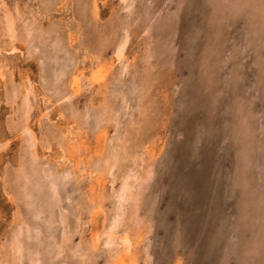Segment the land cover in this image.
Instances as JSON below:
<instances>
[{
    "label": "rangeland",
    "instance_id": "374dc122",
    "mask_svg": "<svg viewBox=\"0 0 264 264\" xmlns=\"http://www.w3.org/2000/svg\"><path fill=\"white\" fill-rule=\"evenodd\" d=\"M50 1L48 0L44 7L38 3V0H6L7 6L13 8L17 4L21 12L23 11L26 16L30 15V19L35 17L43 28L55 29L49 34V37L45 35L48 38L38 46L37 50L34 49L32 54L23 48L25 49L23 54L13 55L12 58L11 55L6 58H10L9 63H15V66L12 64L13 70L15 69V80L19 81V68L20 73L27 71L28 75H32L29 76L38 93L44 91L46 84L41 78L46 76L51 78V69L60 66L66 57V54L61 51L54 61L48 58L46 54L51 51V38L58 35L64 43V40L65 42L67 40L68 31H77L81 39H72L70 49L73 53L76 50L82 54L83 49L81 48L87 41H96L93 43L94 46L99 44L92 28L94 29L97 25L103 28L110 23L114 25L119 23V20L132 21L130 27V37H132L128 43L129 52L132 57L136 54L133 61L135 66L137 65V73L140 75L145 73L151 83L150 92L148 91L143 99L144 112L151 118V123L145 122V127L149 135L157 130L158 141L161 140L162 144V152L154 158L153 174L151 175L153 177H150L146 182L148 184H143L144 190L142 189L138 206L139 216L148 222L150 240L148 248L151 247L149 249L151 264H171L176 253H179V264H264V133H261L264 131V65H262L264 64V0H135L132 4L134 8L132 7L131 11L120 7L119 0H106L105 5L100 6L99 9L101 13L98 19L101 21L95 20L90 15L91 11L88 10L90 0H80L79 3L78 0H68L65 4H61V0ZM29 6L31 7L29 8ZM76 6L79 7L78 10L75 8ZM86 10L88 12H85ZM112 11H114L113 14ZM84 14L89 16L83 19ZM149 17H151L150 26L147 27V31H143V23L148 21ZM110 18L112 22L109 23L107 20ZM214 19L218 21H213ZM225 19L228 20L224 21ZM85 20L87 23L84 22ZM17 21L20 24V21ZM209 26L210 31L208 30ZM17 28L21 29V26L18 25ZM107 31L109 32L107 28L102 30L104 34H107ZM2 32L0 27V35H3ZM4 36H0V47L5 46L7 42L6 36ZM22 40L24 39L22 38ZM148 41L152 48L147 53L151 56L145 54L146 49L143 45ZM106 46L103 53L109 55L111 46ZM208 53L210 55L206 56ZM239 76L241 77L239 78ZM124 77L129 80V75ZM127 79L125 80L127 83L123 86L125 90L131 84ZM45 82H47L46 85H49L48 81ZM1 83L0 140L3 137H9V144L5 148L0 147V245L3 244V249H0V264H27L25 263L27 250L23 252L22 263L20 261L13 263L11 261L13 255L4 248L5 244H9L13 227L19 220L26 219L31 225L35 222L40 224V238L25 239V243L28 247H32V245L38 247L42 252H40L42 260H46L49 256L47 255L49 247L46 245L48 241L52 240L51 237L50 240L46 236V233L54 229L57 235L60 224L57 220L59 219L57 213H55L53 221L48 222L49 225L44 220V216L50 210L58 212L59 209L47 201L44 207L45 212L41 213L40 217H35L32 207L26 204L18 191L21 181H15L11 177L12 171L17 168V161L23 154V150L18 149L20 143L17 139L18 131L14 128L13 121H9V117H15L20 98L16 97L14 102L10 100L9 102L6 98L9 82ZM3 86H7L5 90ZM150 94L153 96L151 97ZM157 94H160L161 99ZM88 95L89 93L82 94L79 97V103ZM133 97L135 98V95L131 96L130 108L126 110L129 114L135 112ZM154 101L155 104H151ZM126 112L125 116L121 115L123 121L129 119V114ZM234 115L237 117L235 118ZM35 116L36 109L32 104L30 118L34 119ZM258 119L263 120V122L259 121L263 127L257 124L259 123ZM253 126L255 127L253 128ZM33 127L41 140L49 141L51 139L50 143L53 142L51 134L48 133L51 128L48 127L45 120L43 121V130L38 131L35 124ZM46 134L49 139L46 138ZM39 146H37L38 150H41ZM85 179L79 184L81 189L84 188V185L86 186L87 180ZM115 180L107 183V196L103 200V208H107V212L110 211L112 204L111 196L109 197L108 194L112 188L118 186L119 179ZM73 181V179H66L60 188L61 205L69 210L67 216L70 221L73 220L72 212H74V206L79 197V193L74 189ZM2 186L4 190H2ZM9 190L14 194L10 191V195H6ZM67 203L70 205L67 206ZM261 211L262 213H260ZM82 218H85L84 214H82ZM257 218L258 221L255 223ZM249 220L255 222L249 224ZM260 220L262 223L259 222ZM258 225L259 228L261 225L262 227L259 229ZM10 228L11 230H9ZM74 236L73 240L77 241L78 234ZM141 247L138 249L137 264L145 263L142 260ZM105 250L104 246L99 247L98 252L94 255V260L90 259L84 264H103ZM56 257L57 259L55 256L53 257L54 260L48 257L45 262L43 260L42 264H78L77 258L73 255L67 257L66 254H61Z\"/></svg>",
    "mask_w": 264,
    "mask_h": 264
},
{
    "label": "bare ground",
    "instance_id": "6f19581e",
    "mask_svg": "<svg viewBox=\"0 0 264 264\" xmlns=\"http://www.w3.org/2000/svg\"><path fill=\"white\" fill-rule=\"evenodd\" d=\"M66 1L68 0H61V4H65ZM79 1L80 0H78V3ZM119 1L121 4L119 3L120 5L119 4L118 5L120 7L122 6L123 9L125 8L126 10L131 11L132 7L134 8L132 4L134 3L135 0H119ZM38 3L46 7V3H48V0H38ZM88 3L90 4V8L88 9L91 11L90 15L95 20H97L101 13L100 12L101 10L99 11L100 6L105 5L106 0H90V2ZM207 3L209 4L210 1ZM30 7L31 6H29V8ZM51 7L53 6L51 5ZM47 8L49 9V7ZM75 8H77L78 10L79 7L76 6ZM0 10H1L0 27L3 31L2 32L3 35L6 36V41H7L5 46L0 47V82L2 83L9 82L8 92L6 96L8 101L10 100L14 102V98L16 97L17 99L18 97L20 98V103L18 104V108H16L17 111L15 110L16 118L9 117V121L11 122L13 121L12 123H14V128H16L17 129L16 131H18L17 139L20 142L18 149L23 150V154L21 159L17 161V168L12 171L11 177L15 181L17 180L21 181L19 182L18 185L19 188L18 191L26 201V204L32 207L33 215L35 217L36 216L40 217L41 213L45 212L46 209L44 207L46 206L47 201L50 202L55 208L59 209L58 212H56L55 210H50L49 212L47 211L48 214L44 216L45 218L44 220L49 225V223L53 221L55 217V213H57L59 217V219L57 220L59 221L60 224V230L57 235L55 234L54 229H51L46 233V236H48L49 239L50 237L52 238V240L50 239L51 241L50 242L48 241L49 243L47 242L46 245L47 247H49V253L47 254L49 255L48 257L53 258L55 256V258L57 259L56 255L66 254L67 257L73 255L77 258L78 264H84L90 259L94 260V255L96 252H98L99 247L104 246L106 249L105 250L106 255L103 258L104 259L103 264H137L138 249L140 248V246H142L141 247L143 252L142 260H144L145 262L144 264H151L150 261L151 253L149 251L151 247L148 248L150 245V240L148 237V228H147L148 222L145 220V218L139 216L138 206H139V198L142 195L141 193L144 187L143 184L146 183L150 177H153L151 175L153 174L152 173L154 166L153 162L155 161L154 158L157 157V155H159L160 152H162V144L160 142L161 140L158 141L159 140V137H157L159 134L158 131L155 130L152 132V135H149L145 127L146 126L145 122L148 121L150 122L151 118L144 112L145 105H143L144 102L143 99L144 97H146L151 83L149 82L150 80L148 79V76L145 73L143 75L137 73L138 71V69H136L137 65L135 66L133 61L134 60L133 58L136 54L133 55L132 57V55L129 52L128 43H129V39H131L132 37V36L130 37V27L132 26L131 23L132 21L126 20L125 22H123L119 20V23H115L113 25V23H110L112 22L110 18L107 20L109 21L110 24L106 25L105 27L102 28L100 25H97V27H95L94 29L92 28L91 30L95 31L98 40L97 42L99 44L97 46H94L93 43H95L96 41L93 42L92 40H90L88 42L86 40L87 43L84 44L85 46L81 48L83 49L82 54H79L76 50H74L73 53L72 50L70 49V47H72V45H70L71 40L78 39L81 37V36L79 37L77 31L67 32V37L66 36L65 37L68 40V42L67 40L66 42L64 40L63 43V39H61L60 36L58 35H55L53 38H51L50 39V42H52L50 45L51 51L46 54L48 58L54 61L56 58H58L57 55L61 51L66 54V57L64 58V61L63 63L60 64V66L54 69L48 67L52 70L51 78L46 76L45 78L43 77L41 79L42 81H44V84L45 83L47 84V82L45 81H48L49 85L45 84L44 91L38 93L36 92L35 90L36 87L34 85L33 80L30 77L32 75L29 74L30 75L29 76L28 73H26L27 71L25 73H20L21 71L19 68L18 71L19 81L15 80V73H14L15 69L13 70V65L15 63L14 64L12 63L13 64L12 65L11 63L8 62L10 58L9 59L6 58L7 56H11V55L12 58L13 55L15 56L16 54L21 55L23 54V52H25L24 51L25 49L28 53L30 52L32 54V51H34V49L37 50V48H39L38 46L41 43L43 44L46 38L49 37V34L55 29L54 28L52 29L51 27L43 28L41 24L38 23L39 20L37 21L35 17H32V19H30L31 18L29 17L30 15L26 16V14L23 11L21 12L17 4H15L13 8L7 6L6 0H0ZM85 12L88 11L86 10ZM111 13L113 14L114 11H112ZM85 14L83 19H86V17L89 16V15L86 16ZM150 18L151 17H149L148 21L143 23V31H147V27L150 26L149 24ZM17 20L20 21V24L17 23L18 22ZM215 20L216 19H214L213 21ZM227 20L228 19H225L224 21ZM98 21L101 20L98 19ZM84 22L87 23L86 20ZM86 23L85 25H87ZM18 25L21 26V29L17 28ZM212 26L213 25H211V27ZM104 28H107V30H109V32L107 31V34L106 33L104 34L102 32ZM209 28L210 26L208 27V30ZM117 32L119 33L116 34ZM109 33L112 35L114 34V36L112 37V35H110ZM3 35L0 36L3 37ZM45 35H47L48 37H46ZM22 38L24 40H22ZM106 45L111 46V54L109 55L103 53V49ZM143 45L144 48L146 49L145 54L147 56H151L149 55V53H147L152 48L149 41ZM78 47L80 48V46ZM217 52L220 53V51ZM242 52L244 51L242 50ZM43 53L44 50L42 51V54ZM241 54L243 55V53ZM207 55L210 54L208 53L206 54V56ZM147 56L145 57L147 58ZM147 59L150 60L149 58ZM135 71L137 74L135 73ZM41 74L43 75V73ZM126 75L127 76L129 75V80L124 77ZM240 77L241 76H239V78ZM126 79L130 81L131 84L129 83L130 85L125 90L123 89L124 88L123 86L125 83H127L125 81ZM3 87L5 90L7 86L6 87L3 86ZM163 87H161V89H163ZM84 93H89V95L82 102L80 101L81 103H79V97ZM133 95H135V98L133 97V99L135 100V107H134L135 112L130 111L131 113L129 114L128 111L126 112V110L130 108L129 101L131 99V96ZM157 95L159 96L160 94ZM32 104L36 109V116L34 119L30 118V111L32 108ZM151 104H155V101L154 103L151 102ZM261 111L263 112V110ZM125 112L129 114V119L125 118L126 121H123L121 115L125 116ZM151 112L153 111L151 110ZM260 119H258L257 122L261 121ZM44 120L48 124V127L51 128L49 129L48 133L51 134L52 136L51 138H53L52 143H50L51 139L49 141L44 140L45 141L44 142L39 138L38 133L34 131L33 124H35L38 127V131L40 129L43 130L42 126ZM245 120L246 119L244 118V121ZM261 122H263V120ZM257 124L262 126L260 122ZM7 126L9 127V125ZM110 126L112 127V129ZM254 127L255 126H253V128ZM261 133H264V131H262ZM41 134L43 135L44 133ZM45 136L47 139H49L47 134ZM7 144H9V137H3V139L0 140V147L5 148ZM38 145H40L39 147H41V150L40 149L38 150L37 147ZM68 178L74 180L73 181L75 185L74 189H76V191L79 193L78 201L74 206V210H73L74 212H72L73 215L72 221H70L69 216H67V214H69V210H67V207L61 205V198H62L60 192L61 184L64 183V181ZM117 178L119 179L118 186L116 188H112V191L110 192V194H108L109 197L111 196L110 199L112 201L111 200L110 201L112 202V204L110 207L111 208L110 211L107 212L106 211L107 208L106 209L103 208V200H105L104 197L107 196L106 192L108 191L107 183L108 181L114 182L116 181L115 179ZM84 179L87 180V183L86 186L84 185V188L81 189L79 184ZM2 190H4L3 186H2ZM80 190L83 191L84 193H82ZM10 191L11 190H9L6 195L8 194L10 195ZM11 196L14 195L11 194ZM12 200H14V198ZM68 205L70 204L67 203V206ZM71 207L73 206L71 205ZM15 212L13 213L15 214ZM260 213H262V211ZM82 214H84L85 217L84 219L82 218ZM26 220H19L15 226L13 225L14 227L10 235L11 238L9 240V244H8L9 246L5 244L4 248H6V250L11 252V254L13 255L11 259L13 263H16L18 261L22 263V260L24 259L23 252L24 250H27L26 251L27 257L25 258L26 259L25 263L42 264L44 259L42 260V255H41L42 252L40 251V249L33 245L32 247H28V245L25 243V239L35 237L36 240L40 238L39 237V235L41 234L40 224L35 222L34 224L31 225L30 222H27ZM262 220H260L259 222L262 223ZM255 221L252 222L257 223L258 218ZM252 222H250L249 220L248 223L251 224ZM244 224L246 225V223ZM249 226L252 227V225ZM261 227L262 225L260 226V228ZM9 230H11V228ZM75 234L76 235L78 234L77 241L73 240ZM2 247L3 244L1 243L0 249H3ZM8 251L6 252L9 253ZM48 257L46 258V260L48 259ZM46 260H44V262ZM179 263H180L179 253L178 254L176 253L171 264H179Z\"/></svg>",
    "mask_w": 264,
    "mask_h": 264
}]
</instances>
